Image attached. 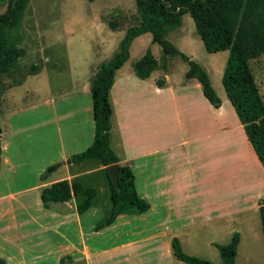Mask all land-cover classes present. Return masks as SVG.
Instances as JSON below:
<instances>
[{
  "label": "crops",
  "instance_id": "1",
  "mask_svg": "<svg viewBox=\"0 0 264 264\" xmlns=\"http://www.w3.org/2000/svg\"><path fill=\"white\" fill-rule=\"evenodd\" d=\"M134 45L109 94L110 144L120 164L133 171L137 192L150 208L143 214L120 215L100 231H96L98 223L92 222L88 234L82 219L92 213L95 200L108 192L111 201L107 167L97 159L72 163L71 158L94 143V79L120 47L108 59L86 55L80 63L70 61L69 83L66 74H60L64 81L54 90L47 83L44 65L38 72L30 67L23 73L19 65L11 72L18 78L7 80V87L2 84L6 75L0 78V256L7 264H46L43 257L52 255L57 246L64 249L47 235L48 213L56 204L74 209L81 235L77 243L65 239L72 255L60 254V263L70 256L74 264L81 259L103 264L106 258L132 254L131 264H186L174 256V239L190 256H200L203 249L219 251L216 245L229 244L237 232L241 237L238 258L243 252L252 254L247 240L262 238L264 166L225 88H215L210 69L200 63L220 98V104H213L201 83L186 77L188 64L178 65L175 57H168L166 69L142 79L134 64L151 50L133 59ZM189 55L195 59L194 53ZM162 57L163 51L161 57L155 56L159 62ZM30 80L38 85L29 86ZM259 80L264 99L263 76ZM55 165L59 167L50 171ZM64 180L96 191L83 215L78 213L83 195L48 207L42 202L43 190ZM122 234L129 235L120 242ZM110 238L115 241L105 244ZM27 256L40 261L23 259Z\"/></svg>",
  "mask_w": 264,
  "mask_h": 264
},
{
  "label": "trees",
  "instance_id": "2",
  "mask_svg": "<svg viewBox=\"0 0 264 264\" xmlns=\"http://www.w3.org/2000/svg\"><path fill=\"white\" fill-rule=\"evenodd\" d=\"M5 13L0 14V78L17 69L27 50L22 46L20 36H13L14 30L22 22L29 0H8ZM94 2L95 0H89ZM140 25L127 29L120 44V51L110 61L104 63L95 76L92 94L95 120V139L86 151L71 158L72 163H82L90 159L99 160L107 167L110 183L112 207L103 223L96 226L100 231L115 223L123 214L146 213L150 205L142 199L136 189L135 176L128 166L120 164V159L111 148L112 107L109 100L110 90L115 81L116 72L129 60L130 48L134 40L150 33L153 43L163 51L159 62L151 51L134 64L138 77L145 79L159 68L166 69L168 57H177L188 64V79H197L206 98L215 105L220 104L207 71L189 56L181 52L168 36L182 27L183 17L190 14L197 32L210 54L229 51L230 56L223 75L222 83L236 112L245 127L246 134L257 156L264 166V100L250 68V62L264 55V0H136ZM111 30L120 27L118 21L108 23ZM39 65L31 66L32 72H38ZM3 90L0 82V98ZM2 128L0 126V138ZM2 146L0 142V165ZM119 166L118 188L109 178L108 167ZM59 165L52 166L54 171ZM83 195L84 201L78 206L79 215L86 213L96 191L84 188L79 183L70 184L67 180L57 182L42 192V202L46 207L50 203L70 202L74 196ZM260 217L264 233V205L260 208ZM240 234H234L229 244H217L222 263L236 264ZM174 256L186 264H214L210 261L184 253L180 241H172ZM62 258V264H74ZM0 264H7L0 256ZM254 264V263H249Z\"/></svg>",
  "mask_w": 264,
  "mask_h": 264
},
{
  "label": "rangeland",
  "instance_id": "3",
  "mask_svg": "<svg viewBox=\"0 0 264 264\" xmlns=\"http://www.w3.org/2000/svg\"><path fill=\"white\" fill-rule=\"evenodd\" d=\"M8 5V0H0V14L6 12ZM136 14H138L136 0H95L94 2L89 0H29L22 22L13 32V36H20L22 46L27 50V56L20 62L19 73L20 71L21 73L27 72L32 65H44L47 68L45 73L47 83L51 85L52 90L56 88L57 83L64 81L61 79L60 74L63 76L66 74L69 83L68 70L71 67L70 63H80L86 55L92 58L99 57L100 59L111 58L118 51L127 29L138 24L137 21H134L137 19ZM114 20L120 23V27L115 31L111 30L108 25L110 21ZM168 39L190 58L189 54L194 53L196 56L193 60L210 69L215 88L219 90L223 88L224 90L221 80L223 76H220V72L226 67V56H229V52L208 53L190 14L183 17L182 27L171 32ZM133 44H136L132 49L133 59H137L142 51L148 49L152 51L153 55L162 56V49L159 45L153 44L151 34H145ZM175 60L178 65L184 64V61L177 57H175ZM258 62L257 60L252 61L250 68L256 82L260 84L259 78L263 76L264 79V55L258 59ZM12 78H18L16 73L6 75L2 79L3 86L7 87V80ZM34 84L37 86L38 82L30 80L29 86ZM111 207L112 202L108 199V192H102L94 202L92 213L82 219L84 232L88 234L89 225L92 222L98 223V225L103 223V220L108 217L107 213ZM97 211H99L98 214ZM65 215L67 218L63 217ZM46 223L47 235L53 236V238L50 236L51 242L64 246V249L57 246L52 255L43 258L47 261L46 264H61L60 254L72 255L70 250H66L68 243L65 239L72 240L74 243L81 240L75 211L56 204L52 211L48 213ZM55 232L62 234L61 236L55 235ZM128 235L122 234L118 239L123 242L125 238L128 239ZM87 239H90V237L87 236ZM113 241H115V238L107 239L105 244H110ZM247 241V244H252L250 248L252 254L243 252L242 255L236 258V264H264L263 233L261 239ZM89 243L95 245L93 241ZM184 253L190 255V252L184 251ZM199 255L196 257L214 264L222 262L220 252L214 249L208 251L203 249L202 252H199ZM30 256L23 259H30ZM76 256L79 257L78 254ZM122 257L121 255L106 258L102 262L104 264L108 260L107 264H131L134 255L130 254L125 258ZM31 259L36 260L33 257ZM67 261L74 262L72 259ZM92 263L97 264L96 261ZM75 264H86V262L81 259L78 262L76 261Z\"/></svg>",
  "mask_w": 264,
  "mask_h": 264
},
{
  "label": "water",
  "instance_id": "4",
  "mask_svg": "<svg viewBox=\"0 0 264 264\" xmlns=\"http://www.w3.org/2000/svg\"><path fill=\"white\" fill-rule=\"evenodd\" d=\"M109 170V178L118 188L119 183V166L118 165H111L108 167Z\"/></svg>",
  "mask_w": 264,
  "mask_h": 264
}]
</instances>
